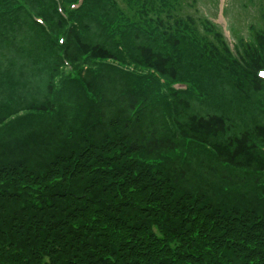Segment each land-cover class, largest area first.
<instances>
[{
  "label": "trees",
  "instance_id": "16d2710c",
  "mask_svg": "<svg viewBox=\"0 0 264 264\" xmlns=\"http://www.w3.org/2000/svg\"><path fill=\"white\" fill-rule=\"evenodd\" d=\"M250 2L234 54L196 0H0V264H264Z\"/></svg>",
  "mask_w": 264,
  "mask_h": 264
},
{
  "label": "rangeland",
  "instance_id": "374dc122",
  "mask_svg": "<svg viewBox=\"0 0 264 264\" xmlns=\"http://www.w3.org/2000/svg\"><path fill=\"white\" fill-rule=\"evenodd\" d=\"M134 1V0H131ZM197 1V13L195 16H204L207 20L211 21L213 24L218 26L222 31H224V35L226 37V47L230 48V50L236 54L237 53V43L236 37L237 35H242L244 37L248 34V26L250 24H254L257 20H254V16L256 14V6L250 2V0H196ZM255 3L258 0H253ZM124 7V9H126ZM194 13V11H192ZM129 24L128 21L124 19H119L117 24ZM191 47H194L193 43H189ZM191 60V53L188 51L185 57V64L188 65ZM258 78V74H257ZM259 79V78H258ZM160 80L165 83V78H160ZM245 80L244 76L240 71L236 73V78L230 76V81L227 85H217L213 84L212 88L209 87L206 81H209L201 76L200 81L205 82L209 88L210 95L204 94V102L211 103L216 102L219 103L223 109H226L225 103L228 99L227 94L225 93V88L228 87L232 82L236 84L242 83ZM264 82V80H261ZM172 86H176V90H185L187 85L186 82H170ZM246 94L250 96L251 92L249 89L244 88ZM239 99V98H238ZM255 106L253 107V103L246 109L244 114H247L248 121L251 122L253 120L261 121L264 120V94L258 98H255ZM260 101V110L257 109V104ZM263 108V109H262ZM247 121L245 122V124ZM31 153L20 150L16 146L15 157L13 158V164L10 166H5L7 169L14 166H22L25 165L24 162L27 157H29ZM40 158L36 157L35 161H39ZM28 165V164H27ZM211 177V176H209Z\"/></svg>",
  "mask_w": 264,
  "mask_h": 264
},
{
  "label": "snow or ice",
  "instance_id": "6c2138e0",
  "mask_svg": "<svg viewBox=\"0 0 264 264\" xmlns=\"http://www.w3.org/2000/svg\"><path fill=\"white\" fill-rule=\"evenodd\" d=\"M261 76H264V73H261Z\"/></svg>",
  "mask_w": 264,
  "mask_h": 264
},
{
  "label": "clouds",
  "instance_id": "9594fccd",
  "mask_svg": "<svg viewBox=\"0 0 264 264\" xmlns=\"http://www.w3.org/2000/svg\"><path fill=\"white\" fill-rule=\"evenodd\" d=\"M261 73H264V71H262Z\"/></svg>",
  "mask_w": 264,
  "mask_h": 264
}]
</instances>
